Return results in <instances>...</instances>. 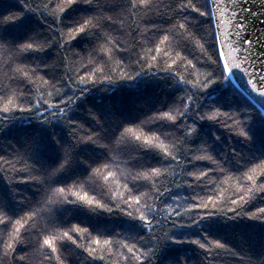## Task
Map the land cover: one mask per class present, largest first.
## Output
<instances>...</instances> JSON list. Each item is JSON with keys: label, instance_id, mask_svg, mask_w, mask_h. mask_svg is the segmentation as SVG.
<instances>
[{"label": "snow or ice", "instance_id": "snow-or-ice-1", "mask_svg": "<svg viewBox=\"0 0 264 264\" xmlns=\"http://www.w3.org/2000/svg\"><path fill=\"white\" fill-rule=\"evenodd\" d=\"M21 3L27 11H36L29 0H21ZM77 3L94 6L98 11L94 15L81 17L72 27L65 30L66 28L62 26L63 14ZM38 7L44 10L40 13L42 17H51L54 21L47 25V30L50 34L56 35L51 36V39H38L33 35L14 47L0 42V51L10 58L22 60L27 53H42L56 45L57 60L52 64L44 65L32 63L34 66L31 67L24 63L17 64L14 72L18 75L9 79H14L17 85L22 86L23 91L18 92L10 84L0 81V99L7 100L0 107V132L15 118V112L29 113L42 124L63 121L70 129L69 135L74 144L92 143L108 150L109 157L103 163L98 166L89 165L90 179L107 171L104 180L108 181L114 176L110 170L113 164L125 165L127 174L123 188L127 195L125 196L123 192L117 193L120 202L113 204L112 199L106 197L103 186L97 195L105 202H100L95 197L89 199L87 196L72 192L70 184L46 183L64 172L71 160L72 146L61 145L59 140H56V143L61 146L63 156L56 166L48 170L47 175L31 161L26 151L19 149L10 155H0V171L15 172L18 177L17 183L46 186L52 197L62 196L67 203H75L67 199L69 194L78 196L88 205L95 201L96 208L91 211L97 209L108 213L118 211L132 220L139 221L147 232V235L117 233L108 236L102 232L93 233L89 227L78 223L63 227L53 222L51 215L35 233L37 239L41 241L37 248L42 255L41 264L43 261H48L50 264H66L67 256L62 255L61 250L69 255L75 250H80L87 254L86 259L103 261L104 264H109L113 256L121 258L127 264H152L153 256L162 246V243L148 246L154 240L161 241V237L155 235L157 226H161V230L165 223L172 229L199 227L203 221L209 220L217 213L233 219L241 214L243 205L250 202L254 188L264 194V159L245 161L240 153L232 149V162L236 165L234 170L227 156L218 159L211 152L210 146L205 147L201 144L198 147L185 148V145H189L188 141L197 134V122L201 121L216 124L244 140L250 138L245 128V121L239 118L241 116L239 111L226 107L227 102H213L202 110L201 94L206 93L217 83L234 78L238 71L245 78V84L248 86L246 90L264 98V0H171L166 5L172 13L165 19L168 27L162 26L149 15L159 11V5L154 0H121L118 5L110 3V0H43ZM109 12L117 15L115 17L108 15ZM140 12L144 13L142 18H147L151 25L139 32L140 39L137 42L139 47L145 49L146 56L151 55V59L155 61L165 51L164 46L177 37L182 41L181 51L187 54L178 53L177 59L180 63L175 68L169 66L162 69L174 74L176 82L186 86L184 94L179 96L178 102L168 110H158L141 121L137 127L163 122L175 125L177 130L161 132L159 129L154 131L148 129L151 135L145 138L143 132L136 134L133 127L124 126L118 135L109 143H105L102 133L70 119L74 105L88 92L87 85L96 83L92 78L95 73L89 68V64L95 61L89 58L87 64L81 63L79 67H74V55H70L72 52L70 45L82 34H96L93 33V29L102 26L111 27L117 23V20L123 26L125 20L122 13L132 16ZM225 13L229 14L227 23L224 20ZM21 15L19 12H14L0 16V29L15 23ZM107 39L119 51H128L122 42L118 43L110 36H107ZM100 51L107 52L111 58L112 49L102 45ZM237 52L243 55L241 63L237 62L234 55ZM245 53L247 55H244ZM189 56L192 59H189ZM249 61L252 71L247 67ZM134 64L133 71L138 76L145 64L140 59ZM147 66L151 68L154 65ZM43 69L47 71L40 75ZM96 71L102 69L97 68ZM182 71L187 72V77ZM121 78L133 80L135 76L122 75ZM103 79L110 81L111 77L106 75ZM38 84L46 86L51 91L46 95H39L37 99L36 95L40 92ZM34 88L36 93L33 92ZM18 95L22 97L19 103H17ZM188 117H192L193 122L190 123ZM93 119L99 122L94 114ZM125 138H128L127 144L119 147ZM216 139L219 140L220 137L216 136ZM165 140H168L169 144L166 145ZM141 150L154 151L161 157L160 162L134 163L142 159ZM197 164L208 166L189 170V165ZM177 168L178 173L175 172ZM170 170H172L171 179L168 175ZM233 180L236 182L235 190L226 196L222 186ZM173 186L179 190L186 188L190 191L187 194L181 192L176 196L173 195ZM66 189L69 190L67 193ZM166 196L173 201V204H167ZM52 197H48L46 204L39 207L34 206V204L39 205V201L30 204L22 219L37 223L45 207L55 203ZM261 198H264V195ZM247 211L250 219H264V205L254 206ZM229 213L232 215L229 216ZM14 218L5 203L0 202V233L7 234V239L0 236V250L4 257H11L9 264H30L32 249L26 246L23 253L17 251V245L24 243L21 234L23 225L21 219L14 220ZM31 226L30 223L26 231L30 230ZM171 233H163V243L171 241L174 244L194 245L203 254L199 264H236L237 261L240 264H253L248 255L237 251L223 238L212 237L206 231H201L200 237L189 240H177ZM84 240L87 241L86 244L81 243ZM55 241H60L59 246ZM68 244L73 246L71 252L65 250L64 246ZM45 246L47 251H44ZM101 252L104 254L100 255ZM256 264H264V258L258 260Z\"/></svg>", "mask_w": 264, "mask_h": 264}, {"label": "trees", "instance_id": "trees-1", "mask_svg": "<svg viewBox=\"0 0 264 264\" xmlns=\"http://www.w3.org/2000/svg\"><path fill=\"white\" fill-rule=\"evenodd\" d=\"M43 0H29L35 12L27 11L21 0H0V16L10 13L19 12L21 18L15 23L8 24L3 29H0V42L7 43L9 47H14L28 39V37L35 35L38 39H51L55 33H49L47 25L54 23L51 17H42L40 13ZM121 0H110V3L118 5ZM159 5V11L150 13L158 23L162 26L168 27L167 16L171 15V11L166 7L171 0H154ZM98 9L85 3H77L68 9L62 17V26L67 28L72 27L81 17L91 16L96 14ZM117 12L119 9L117 8ZM108 15L114 17L117 13L109 12ZM125 20L123 26L120 25L119 20L111 27H100L93 29L96 34H82L70 47L74 55L73 66L79 67L81 63L87 64L89 58L95 63L89 64V68L95 73L92 77L96 81L95 84H89L88 92L74 105L70 119L77 120L83 123L86 127L91 128L95 132H100L103 135L104 142L109 143L113 137L122 131L124 126L133 127L136 134H145V138L151 134L148 129L157 130L161 132L176 131V126L163 122H157L153 125H137L145 120L148 116L155 114L158 110L166 111L173 104L178 102V97L182 96L186 90V86L182 83L176 82L174 74L163 71L162 69L171 66L175 68L180 61L177 59L178 53L186 55V52L181 51L182 41L179 37L173 40L170 44L164 46L163 51L155 61L151 59V55H145V49L138 46L139 32L143 31L145 27H150L144 13L128 16L127 13L121 14ZM46 21V23H45ZM103 24V22H101ZM131 26V27H130ZM110 36L118 43L122 42L124 47L128 49L126 52H121L115 48L107 39ZM107 46L112 49L111 58L107 52H101V46ZM150 47V45H146ZM57 46L53 45L51 48L42 53H27L22 60H17L15 57H9L4 52L0 51V81L10 84L18 92L23 91L22 86L17 85L14 79L18 74L14 72L17 64H28L30 67L34 66L32 63L52 64L57 60L56 57ZM140 59L145 67L141 70L140 75H136L133 68L134 62ZM189 59H192L189 56ZM175 61V63H174ZM154 65L149 68L147 65ZM101 68L102 71L97 72L96 69ZM63 71L64 69H59ZM135 70V69H134ZM47 69H43L40 75H43ZM182 74L187 77V72L182 71ZM110 76L111 80H104V76ZM132 75L135 79H122L121 76ZM47 78V77H46ZM202 78V77H201ZM35 79V77H33ZM40 89L39 95H46L51 89L42 84H38ZM189 90H190V86ZM36 93V89H33ZM55 95V94H54ZM203 99L201 101V109H206L213 102L226 103V107L237 110L241 113L240 119L245 121V128L248 132L249 139L244 140L235 134L229 133L226 129L219 127L208 121L197 122V134L188 141V147H198L201 144L210 146L211 152L218 158L223 159L227 156L229 162L233 161L232 149L240 153L245 161H258L264 159V118L231 84L225 81L213 85L206 93L201 94ZM22 97L17 96V103ZM7 100L0 99V107L6 103ZM15 118L10 121L7 127L0 132V155H10L17 149L26 151L33 163L37 165L47 175L48 170L56 166L63 156L61 146L56 143V140L61 142V145H71L73 148L70 163L66 166L64 172L57 177L46 181L52 185H68L72 192L79 193L80 196H87L89 199L95 197L100 202H105L97 195V192L103 191L106 197L111 198L113 204L120 202V197L117 193L123 192L126 196L123 185L125 183L126 169L123 163L119 165L113 164L111 171L114 173L108 181L104 180L107 171L92 179L91 166H98L103 163L108 157V150L101 148L92 143L74 144L69 132L70 129L63 121H53L51 124H42L38 120L31 117L29 113L15 112ZM93 114L98 118L93 119ZM189 122H193L192 117H188ZM179 134V133H178ZM131 134H129V137ZM216 136L220 139L217 140ZM125 138L121 141L119 147L127 144ZM161 139H164L161 137ZM103 142V141H101ZM142 142V141H141ZM155 143V141H153ZM164 143L169 144L168 140ZM142 159L134 163L151 162L153 164L159 163L161 157L154 151L141 150ZM29 161V163H31ZM206 164L189 165V170H194L195 167H207ZM22 167V165H18ZM231 167L235 170L236 165L231 163ZM128 171H132L128 169ZM178 173L179 169H175ZM169 178H172V170L169 171ZM18 177L15 172L6 173L0 171V202H4L10 214L15 219H21L23 227H21V234L24 243L17 245L18 253H23L27 246L32 249V259L30 264H41L42 255L37 250L39 241L35 235L40 230L41 226L47 221L48 217L53 215V222L60 224L63 227H68L72 224L78 223L89 227L93 233H104L108 236H114L117 233L124 235H147L146 230L141 226L139 221L132 220L118 211L112 213L105 212L96 208L95 201L88 205L81 201L78 196H67L68 200L75 201V203H67L62 196L52 197V193L47 190V187L33 183H17ZM162 179V178H161ZM179 182V180H177ZM235 181H230L222 187L225 190V195H230L235 190ZM131 185L129 184V187ZM258 187V186H257ZM69 190L66 189V193ZM190 190H179L173 186V195L179 196L182 193L187 194ZM264 195L253 189L252 199L248 204L243 205L241 214L233 219H228L222 213H217L209 220L203 221L199 227L191 228H177L172 229L167 223L157 226L155 235L161 237V241H152L148 246L156 243H162L160 250L153 256L152 264H199L202 252L194 245L174 244L171 241L163 243V233L169 232L177 240H189L200 237L201 231H206L212 237L223 238L230 246L236 248L244 255H248L253 264L264 258V219H250L248 209L264 205ZM52 197L55 203L47 205L41 218L37 223L25 221L22 219L24 212L27 211L30 204L40 202L41 206L46 204V199ZM168 205L173 204V201L165 197ZM24 201V203H21ZM151 202V201H150ZM123 206V205H121ZM229 216L232 214L229 213ZM32 224L31 229L28 225ZM12 229L10 228L9 231ZM59 235V233H56ZM4 239H7L6 233H0ZM59 246L60 241H55ZM81 243H87L86 240ZM65 250L71 252L73 246L65 245ZM48 249L44 248V251ZM146 251V249H145ZM62 255L67 256L66 264H104L103 261H93L86 259L80 250H75L72 254H67L61 250ZM103 255L104 253H99ZM125 255L127 253L125 252ZM226 259H231L226 257ZM11 257H4L2 250H0V264H9ZM43 264H50L48 261H43ZM109 264H127L117 256L112 257ZM236 264H240L239 261Z\"/></svg>", "mask_w": 264, "mask_h": 264}, {"label": "water", "instance_id": "water-1", "mask_svg": "<svg viewBox=\"0 0 264 264\" xmlns=\"http://www.w3.org/2000/svg\"><path fill=\"white\" fill-rule=\"evenodd\" d=\"M229 19V14L225 13L224 20L227 23ZM236 56V60L238 63H241L243 60V55L239 52L234 54ZM244 55H247L246 53ZM251 61H249L248 70L252 71L250 67ZM242 66H246L243 65ZM229 81L231 84L237 89V91L257 110L264 118V98L259 97L256 94L250 92V90H246L248 86L245 84V78L242 76L240 72L237 71L236 76L234 78H230Z\"/></svg>", "mask_w": 264, "mask_h": 264}]
</instances>
